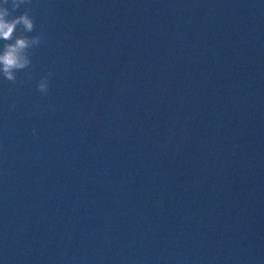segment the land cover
Masks as SVG:
<instances>
[{
	"label": "water",
	"instance_id": "1",
	"mask_svg": "<svg viewBox=\"0 0 264 264\" xmlns=\"http://www.w3.org/2000/svg\"><path fill=\"white\" fill-rule=\"evenodd\" d=\"M26 7L42 39L0 75V264H264V0Z\"/></svg>",
	"mask_w": 264,
	"mask_h": 264
},
{
	"label": "clouds",
	"instance_id": "2",
	"mask_svg": "<svg viewBox=\"0 0 264 264\" xmlns=\"http://www.w3.org/2000/svg\"><path fill=\"white\" fill-rule=\"evenodd\" d=\"M32 0H0V75L6 80L16 82V72L29 69L31 66L30 49L41 44V36H28L34 31L35 22L32 17L34 9L26 7L19 15H13L21 5H30ZM10 4V8L6 5ZM19 29V33H18ZM51 72L48 73V76ZM48 76L42 77L37 83V90L48 93ZM30 72L26 79H31Z\"/></svg>",
	"mask_w": 264,
	"mask_h": 264
}]
</instances>
